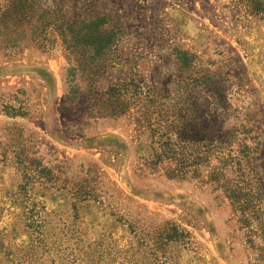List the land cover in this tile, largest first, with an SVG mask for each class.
<instances>
[{"label": "rangeland", "instance_id": "374dc122", "mask_svg": "<svg viewBox=\"0 0 264 264\" xmlns=\"http://www.w3.org/2000/svg\"><path fill=\"white\" fill-rule=\"evenodd\" d=\"M246 11L240 0H0V264H264V22ZM96 26L113 42L101 54ZM175 47L212 63L216 86L199 103L260 135L246 183L216 160L184 178L144 167V101L107 92L133 76L173 92ZM242 203L258 216L247 221Z\"/></svg>", "mask_w": 264, "mask_h": 264}, {"label": "trees", "instance_id": "16d2710c", "mask_svg": "<svg viewBox=\"0 0 264 264\" xmlns=\"http://www.w3.org/2000/svg\"><path fill=\"white\" fill-rule=\"evenodd\" d=\"M240 1L244 3L248 15L264 22V0ZM95 30L98 36L94 47L101 54L113 42L107 39L108 34L98 32L97 26ZM173 55L180 73L177 89L173 92L149 86L139 76H133L127 84L111 87L107 92L111 100H123L125 103L136 99L144 101V118L140 127L144 134H148L149 140V157L144 167L173 164L171 176L184 178L196 175L200 167L216 160L224 169H235L242 183H246V172L252 173L250 168L257 160L255 156L260 146L257 142L260 135L248 126V122L226 127L225 122L214 116L215 111L199 103L197 98L206 90L214 91L216 86L215 76L209 69L212 63L204 62L200 56L179 47L173 48ZM214 94L221 102V92ZM129 107L127 104L124 111L114 110L113 115L121 116ZM246 207L245 203L239 204V210L246 215L247 221H251V214L258 216L248 212ZM28 221L29 228L39 231L38 220L31 217Z\"/></svg>", "mask_w": 264, "mask_h": 264}]
</instances>
